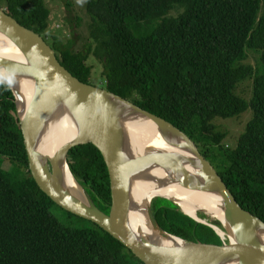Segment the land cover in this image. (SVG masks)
Here are the masks:
<instances>
[{
	"label": "trees",
	"instance_id": "obj_1",
	"mask_svg": "<svg viewBox=\"0 0 264 264\" xmlns=\"http://www.w3.org/2000/svg\"><path fill=\"white\" fill-rule=\"evenodd\" d=\"M261 1L87 0L88 40L79 51L72 29L65 41L58 35L46 37L49 10L43 0H0V9L40 35L73 77L96 86L86 64L93 56L102 66L103 89L184 133L239 206L264 223V12L257 14ZM65 20L72 25L70 18ZM79 21L75 19L74 27ZM246 50L259 54L258 69L242 64ZM247 79H253L248 102L233 93ZM247 109L252 118L229 150L221 144L224 133L212 122ZM0 158L12 166L11 171L0 167V264H142L117 240L64 212L37 187L28 171L12 93L1 83ZM67 163L93 204L108 214L109 178L100 152L91 144L76 146L69 150ZM53 207L84 226L60 222ZM151 208L165 232L192 242L222 244L213 229L172 203L156 198Z\"/></svg>",
	"mask_w": 264,
	"mask_h": 264
},
{
	"label": "water",
	"instance_id": "obj_2",
	"mask_svg": "<svg viewBox=\"0 0 264 264\" xmlns=\"http://www.w3.org/2000/svg\"><path fill=\"white\" fill-rule=\"evenodd\" d=\"M0 37L12 46L0 56V83L13 96L28 171L57 207L99 227L142 264H264V223L239 206L212 165L184 133L129 100L80 82L59 64L40 35L21 26L3 9ZM27 82L33 83L35 93L23 108L21 86ZM62 123H68L75 136L48 155L45 142ZM134 131L158 134L163 147L147 150L134 138ZM86 144L100 152L107 169L111 197L108 214L93 204L67 163L69 150ZM154 169L176 176L216 207L211 217L221 226L226 242L218 233L219 228L184 212L213 229L222 244L184 240L158 225L152 213V199H164L182 209L180 202L170 196L137 200V188L146 185ZM197 214L208 216L202 210Z\"/></svg>",
	"mask_w": 264,
	"mask_h": 264
},
{
	"label": "rangeland",
	"instance_id": "obj_3",
	"mask_svg": "<svg viewBox=\"0 0 264 264\" xmlns=\"http://www.w3.org/2000/svg\"><path fill=\"white\" fill-rule=\"evenodd\" d=\"M46 8L49 10V20H48V29L46 31V37L49 38L51 35H58L62 41H65L70 35V30L72 29L76 36H78V41L76 42L75 50H81L82 46L88 40V24L89 18L85 12V5L87 0H43ZM67 3L69 8L66 7ZM264 12V1L260 3V8L258 10V15H261ZM70 18L73 22L72 25L66 22V18ZM79 18L78 27L75 26V19ZM92 68L91 72V81L94 85L99 88H102V66L96 61L93 56H90L86 62ZM244 65H250L254 69L260 67L259 54L251 51H245V58L242 61ZM252 80L247 79L239 83L235 90L233 91L235 96L243 99L248 102L251 98V89H252ZM252 118V111L247 109L245 112L241 113L238 116L231 118H214L213 124L217 127L218 130L224 133L221 144L233 150L236 147L237 140L240 135L244 132L245 127L249 120ZM0 167L5 171H11L12 166L9 162L0 158ZM156 199V198H155ZM154 199H152L153 201ZM52 213L57 219L72 227L78 228L83 227L84 224L76 222L74 219L70 218L66 213L62 212L60 209L53 207ZM213 220L212 218H210ZM210 219L202 220L203 222L209 224ZM213 225V224H211ZM222 230L221 227H217ZM223 231V230H222Z\"/></svg>",
	"mask_w": 264,
	"mask_h": 264
},
{
	"label": "bare ground",
	"instance_id": "obj_4",
	"mask_svg": "<svg viewBox=\"0 0 264 264\" xmlns=\"http://www.w3.org/2000/svg\"><path fill=\"white\" fill-rule=\"evenodd\" d=\"M11 48L10 41L0 37V56L7 54ZM21 89L24 99L20 102V106L26 108L35 93L34 85L31 82H27L22 84ZM74 136V129L68 123H62L57 127L56 132L48 136L45 142L46 153L52 155L61 148L64 143L73 139ZM133 136L147 150L155 151L163 147L162 139L156 133L134 131ZM164 183L172 184L165 186L163 185ZM136 195L139 202H144L155 196H170L176 198L181 204L182 212L198 219H200L197 214L198 210L206 212L208 216H204L207 219L212 218L211 216L214 217L213 213L216 211V207L205 197L191 188L184 186L182 181L176 176L167 175L164 171L159 169L152 170L151 174H149L148 181H146V185L144 187H138ZM217 231L226 242L224 232L219 229Z\"/></svg>",
	"mask_w": 264,
	"mask_h": 264
}]
</instances>
